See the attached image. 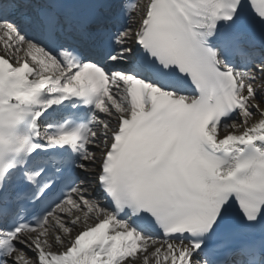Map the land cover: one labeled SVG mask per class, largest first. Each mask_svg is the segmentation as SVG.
<instances>
[{
	"label": "snow or ice",
	"instance_id": "obj_1",
	"mask_svg": "<svg viewBox=\"0 0 264 264\" xmlns=\"http://www.w3.org/2000/svg\"><path fill=\"white\" fill-rule=\"evenodd\" d=\"M0 264H264V0H0Z\"/></svg>",
	"mask_w": 264,
	"mask_h": 264
}]
</instances>
